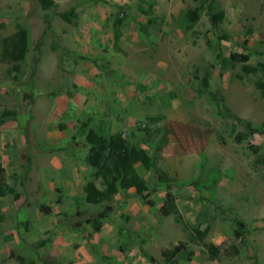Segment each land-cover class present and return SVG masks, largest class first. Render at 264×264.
<instances>
[{"label": "rangeland", "instance_id": "1", "mask_svg": "<svg viewBox=\"0 0 264 264\" xmlns=\"http://www.w3.org/2000/svg\"><path fill=\"white\" fill-rule=\"evenodd\" d=\"M54 1L44 9L40 0H0V111H16L0 122V163L20 193L0 196V264H20L17 254L27 264H167L172 249L185 253L178 264H264V164L256 162L264 161V134L237 142L243 125L218 116L209 97L220 89L233 113L264 122L260 73H244L243 63L222 70L217 58L250 52L249 63L264 60V0H215L225 11L215 26L205 3L153 0L160 24L148 33L138 29L147 16L137 0ZM121 6L128 18L116 40ZM196 6L201 19L187 27L184 13ZM72 8L77 17L68 22L61 14ZM21 28L28 50L9 74L14 63L2 60L1 40ZM83 125L121 133L150 153L165 135L156 165L136 164L156 188L154 205L134 188L86 201L85 185L102 184L86 161ZM171 193L184 220L207 229L204 240L161 213ZM108 204L96 231L89 219ZM236 218L246 223L242 239Z\"/></svg>", "mask_w": 264, "mask_h": 264}, {"label": "trees", "instance_id": "2", "mask_svg": "<svg viewBox=\"0 0 264 264\" xmlns=\"http://www.w3.org/2000/svg\"><path fill=\"white\" fill-rule=\"evenodd\" d=\"M139 3V10L145 16H147L146 23H139L138 29L140 32L148 33L150 26H156L159 23V15L154 9L153 0H137ZM201 4H207V14L210 21L215 26L222 22L225 18V11L219 7L215 0H196ZM44 9H49L55 5L54 0H40ZM200 6L188 8L184 13L185 25L191 27L201 19ZM123 16H120V14ZM62 18L68 22H72L73 18L77 17L75 8L70 11L63 12ZM128 18V12L123 6L115 13L114 29L115 39L118 40L121 36L120 27L124 24V21ZM2 60L14 63L12 68H9V74L19 72L20 62L24 60L25 54L28 50V36L26 29H18L13 34L4 37L1 40ZM250 52H232L229 56L223 55L221 52L217 54L222 70L227 69L229 66L235 67L238 63H243L242 71L246 74L260 73V76L255 80V86L260 91L261 96L264 98V60L259 61L256 64L249 63L251 60ZM39 58L35 60L37 63ZM35 71V69L33 70ZM222 74V72H221ZM17 78V75L14 76ZM210 83V75H205L203 78V87L207 88ZM212 101L215 112L218 116L223 118H229L234 123L243 125V130L235 133V140L242 142L249 140L255 134H264V122L259 125L253 124L249 120H245L237 114L233 113L231 108L226 103V97L220 89L211 91L209 94ZM16 116L15 110H3L0 111V122L7 118H14ZM160 132V129L157 128ZM157 132V133H158ZM79 135H84L86 142L89 144L88 154L86 156L87 163L94 169V176L100 178L102 187L97 186L95 181L91 180L85 185V199L87 202L97 204L104 200H112L120 191H128L131 188L135 189L136 195H138L143 201H146L150 205H154V201L150 199V196L156 188L149 186L146 178L142 176L136 168L137 163H141L145 169H151L156 165V159L160 158L161 151L167 143L165 135L159 133V141L156 142L152 153L146 150L144 147L130 143L121 133L106 134L100 132L94 127L83 125L78 129ZM148 138H152L151 134L147 133ZM252 151L259 155V148L251 144ZM256 162L263 163L260 159L256 158ZM163 174L159 175L162 178ZM11 194L16 198L20 197V193L5 181V168L0 163V196H6ZM44 211H49V208L42 206ZM113 207L106 205L101 209L89 222H93L96 231L101 229L103 222L108 215L112 212ZM160 211L163 215L168 216L173 214L175 220L181 224L183 230L187 233L190 239L204 240L207 234V229H199L191 227L183 218L177 204L174 194H170L167 200L160 207ZM235 236L243 238L246 234V223L239 219H235ZM186 252V250L184 251ZM183 255H179L176 250L164 251L165 260L167 264H178L180 258H184ZM17 261L20 264H27L25 256L17 254ZM30 264H34V261H30Z\"/></svg>", "mask_w": 264, "mask_h": 264}]
</instances>
